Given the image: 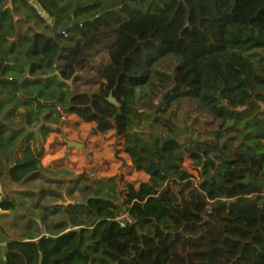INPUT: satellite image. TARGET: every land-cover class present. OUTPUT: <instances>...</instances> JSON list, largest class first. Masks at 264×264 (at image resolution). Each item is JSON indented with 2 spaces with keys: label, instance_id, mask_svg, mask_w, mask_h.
<instances>
[{
  "label": "trees",
  "instance_id": "1",
  "mask_svg": "<svg viewBox=\"0 0 264 264\" xmlns=\"http://www.w3.org/2000/svg\"><path fill=\"white\" fill-rule=\"evenodd\" d=\"M38 1L52 26L29 2L13 0L11 9L0 0V74L27 68L28 76L20 83L36 88L20 99L28 107L27 121H39L44 108L49 111L45 122L59 121L58 107L68 106L71 97L66 81L80 77L78 64L93 48L109 44L108 64L96 66L103 74L98 92L76 93L71 112L95 121L101 133L115 127L125 137L123 151L149 180L138 190L127 184L121 202L97 197L96 192L88 197L87 211L100 217L92 228L79 222L81 230L70 229L56 238L8 240L0 246V264H160L162 258L175 257L179 227L195 226L190 221L204 219L208 207L227 209L226 220L241 236L231 240V264H264V127L254 132L259 120L251 118L264 110L252 104L257 97L250 82L264 86V0ZM67 26L66 32L53 34L54 28ZM56 70L60 76L52 75ZM9 77L0 76V86L7 83L20 90L17 79ZM110 92L118 105L108 101ZM33 97L49 104H37ZM118 107L121 114L112 123ZM169 117L174 126L165 122ZM241 118L247 131L227 125ZM177 127H185L184 133L161 149L157 133L166 136ZM7 130L0 119V145ZM239 131L243 149L232 147L230 158L228 151L227 157L216 154L218 161L222 158L218 173L208 154L226 150L220 139ZM181 149L202 166L198 186L178 168L175 154ZM165 155L175 161L170 167L173 178L157 169ZM37 166L27 147L0 177L22 183ZM115 180L90 181L116 189ZM229 193L232 199L217 201ZM14 205L7 197L0 201L3 209ZM123 210L137 219L135 225L120 227L113 220Z\"/></svg>",
  "mask_w": 264,
  "mask_h": 264
},
{
  "label": "rangeland",
  "instance_id": "2",
  "mask_svg": "<svg viewBox=\"0 0 264 264\" xmlns=\"http://www.w3.org/2000/svg\"><path fill=\"white\" fill-rule=\"evenodd\" d=\"M5 2H7V0H5ZM108 47L109 44H99L96 48H93L89 52V57L84 58L78 64V71L85 76H88L90 71H93V73L96 74L92 75L94 76L93 78H96L95 82L102 78L103 74L97 71L96 66H98L100 63L103 65L108 64ZM18 57H20V54ZM26 71L27 68L25 67L23 72L19 73L18 71L12 70L8 72H2L0 76L4 79H7L9 76L16 78V85L18 84L21 86L18 87V89H20L18 91L22 94H25L24 92L26 91H34L36 89L35 84L24 83V85H21L20 81L25 80V78L28 76ZM85 76L83 79L79 78V80H77L78 86L74 89L75 93L76 91H83L82 83L89 82ZM250 82L253 84V87L255 86L253 91H255L254 94H256L257 97L252 98L254 99L252 100V104L259 107L260 110H264V86L262 87L260 83L258 85L255 84L252 79ZM92 83L93 81L91 84ZM140 93L144 94L146 93V90L142 89ZM7 99L8 100L5 99L4 101H9L10 104L12 103V105L15 107L20 105L21 100L15 95L10 96ZM234 117H238V114H235ZM254 117H256V120H259L252 128L255 132L258 129L264 127V114L258 116V114L252 113L251 118L254 119ZM233 121V119L228 120L227 125L235 124L237 125V128H242L244 131H247V128H245V118H241L239 121L234 123ZM241 135L242 134L240 131L239 133L236 132L235 134L227 133V137L225 136L220 139V146H223L221 148L226 147V150H213L208 154V156L213 160V168L216 169L218 173L222 170V158H219L218 161V158H216L215 155L221 154L222 156L227 157L228 151V158H230L233 156L232 151H230L232 150V147H236L237 150L240 149V151H242L243 146L240 145ZM232 136L233 138L228 140V138ZM9 137L10 132H7V134H5L3 137V141H7ZM262 142L264 143V139ZM8 146H10L9 152L12 153L15 147L12 143ZM175 157L178 161L177 164L179 170L188 172L192 176L195 185L198 186L202 180L199 172L200 168L202 169V166L199 165L196 160L192 159L189 155V152L185 149H181L180 151L176 152ZM18 160L19 159H15V157L11 154L8 162L14 164ZM208 170L210 173L209 176H212L213 170L210 168ZM81 175L83 177L86 176L85 172H82ZM224 175L225 174H222L223 178H225ZM67 179L62 182H57L58 184H52L51 182H46L41 178H33L31 180L24 181L21 184L22 187H18L16 184L12 196L15 201L13 212L0 215V219L2 218L0 222V246H4L5 243L11 239L10 236H14L18 239H22L24 237H33L41 233L43 229L49 232H59L62 229L70 226L72 223L79 222L88 226L94 218L93 215L87 211L85 206V202L88 197H92L93 193L96 192L95 194L97 197L113 200L114 202H121L123 200L122 195L124 194L126 196L125 192L128 191L127 185L125 183L122 185L123 190H118L117 186L116 189L113 188L112 185L114 184L109 185V187L106 184L108 188L104 189L105 183L100 181L91 182L89 179H82L81 181H78L77 179ZM216 179L219 180L218 177H216ZM262 179L263 177L261 176L259 180L262 181ZM52 187H55L58 191L59 189H63L62 195H60L58 191L56 192L51 190ZM73 188H76L79 191L77 195L72 194ZM53 195L55 197L61 196V198L64 200V203L66 197L68 198L72 195L74 199L81 201V203L84 205L80 206L78 203L75 206L71 205L69 201L70 199L68 198L67 204L50 207L48 201L53 197ZM227 198L232 199V194H227L223 200H227ZM83 199L84 201H82ZM217 212L218 211L214 208L211 209L208 207V209L203 212V215L205 216L204 219L190 221L195 223V226H180L179 229L181 235L179 236L180 241L177 244L175 257L169 260L162 258L160 264H231L233 261V253L232 249L230 248L231 240L240 238L241 236L233 232L232 223L226 220L227 209L218 213ZM193 223L192 225H194ZM65 232L66 231H62L55 236H59ZM202 233L204 236L201 235ZM41 236L42 234L38 238ZM205 236L211 238V240H214L212 241L213 245L215 246L213 249L210 248V244L207 242Z\"/></svg>",
  "mask_w": 264,
  "mask_h": 264
},
{
  "label": "crops",
  "instance_id": "3",
  "mask_svg": "<svg viewBox=\"0 0 264 264\" xmlns=\"http://www.w3.org/2000/svg\"><path fill=\"white\" fill-rule=\"evenodd\" d=\"M6 6L9 7V0H7ZM15 18H18V16H15ZM8 58V61L12 62L13 58L11 56H8ZM93 74L96 75L93 71H90L88 76L80 73L79 78L83 79L85 76L89 82L82 83L83 91H76V93L95 94L98 92L99 84L103 81V76L95 82L96 78H93ZM79 78L76 80L72 79V85L66 81L71 92H75L74 89L78 86L77 80ZM91 79L93 81L92 84ZM14 95L18 99L24 100L25 94L13 90L11 85L6 83L0 86V119L8 126V130L2 136L0 145V171L4 174L14 165L8 162L11 154L15 159H20L23 151L29 147L38 160V166L27 180L41 178L52 184H58L57 182L65 181L67 178L81 181L82 179L84 180L81 173L85 172V177L93 181L114 177L118 190H123L122 185L124 183L126 185L132 184L138 190L144 183L148 182L149 175L142 170H136L130 156L123 151L125 137L118 135L115 127L105 133H101L95 121H84L76 113L71 111L65 114L64 119H62L61 114L59 121L55 122L50 120L46 121V124H43L44 116L49 112L45 108L39 117V121L33 119L27 121V117L25 116L27 107L25 105L20 104L15 107L9 101H4ZM2 102L5 103L1 105ZM42 103L45 105L49 104L41 99L40 103L37 104ZM7 132H10V137L7 141H3V137ZM11 143L15 147L12 153L9 152L10 146H8ZM0 180H3L0 183L2 200L7 197L15 204L14 198L12 197L13 191L16 184L18 187H22L21 184L24 181L22 183H14L13 185L5 175L1 176ZM51 190L58 191L55 187H52ZM58 192L62 195L63 189H59ZM78 193L79 191L73 188L72 194L77 195ZM124 196L123 194L122 197L125 198ZM68 198L74 201L75 204L81 202L74 199L72 195ZM63 201L61 196L55 197L53 195L48 202L50 207H53L63 205ZM78 226L83 225L72 223L59 232H49L43 229L38 235L24 237L22 239L36 240L43 233L55 236L62 231L70 230L71 227ZM10 238L9 240L18 239L14 236H10Z\"/></svg>",
  "mask_w": 264,
  "mask_h": 264
},
{
  "label": "water",
  "instance_id": "4",
  "mask_svg": "<svg viewBox=\"0 0 264 264\" xmlns=\"http://www.w3.org/2000/svg\"><path fill=\"white\" fill-rule=\"evenodd\" d=\"M25 1L29 2V4L36 9V11L38 12V14H40L43 19L47 20L48 25H50V26L53 25V20L51 18H49L48 13L44 10V8L42 7V5L39 3L38 0H25ZM12 2H13V0H9V7L11 9H12ZM75 23L76 22H73V24H75ZM69 27L70 26L62 27V28H54L53 29V34H56L58 32L64 33V32H66V30ZM52 75L60 76V73L56 70ZM68 84L72 85V78L68 81ZM75 95H76V93L72 91L71 92V97L69 98V105L68 106H65V107H62V106H59L58 107V109L60 110V112H61L62 115H65L69 111H71V109H72L71 100H72V98L75 97ZM33 99L36 101V103H40V100L37 99L36 97H33ZM107 99H108V101L110 103H112L114 105H118L117 100L112 96V93L111 92L109 93V96L107 97ZM53 103H57V100H54ZM221 105H224V102H222ZM120 114H121V109H120V107H118L116 113L110 118V121L112 123H114L116 117L118 115H120ZM165 122L170 123L171 125L174 126V123L172 122V120H171L170 117L169 118H166L165 119ZM42 123L43 124H46L45 121H43ZM184 129H185V127H183V128L177 127L174 132H172V133H170L169 135H166V136H162L161 134L157 133V135L160 137V140H161L160 148L162 149L164 147L165 143H167L168 141L174 140V139L178 138L180 135H182L184 133ZM150 161H152V160L150 159ZM174 164H175V161L172 160L169 156L165 155L164 156V161L162 163H159L157 165V169L161 172L162 175H164V176H166L168 178H173L174 175H175V171L170 170V167H172ZM200 171H201V168H200ZM2 181L3 180H0V183ZM67 199L68 198L66 197L65 203L63 202V204H67V202H68ZM1 200H2V190L0 188V201ZM222 200H223V198H220L217 201H222ZM69 201H70V204L75 205V202L74 201H72V200H69ZM85 203H87V199H86V202ZM12 212H13V209H3V208L0 207V215L1 214H9V213H12ZM98 220H100V217L96 215L93 218L92 222L88 225V228H92L97 223ZM82 228H83V226H78V227H71L70 229L79 231ZM65 233H63V234H65ZM63 234H61V235H63ZM45 236H48V235L45 234V233H43L41 237H45ZM56 237H58V236H55V238Z\"/></svg>",
  "mask_w": 264,
  "mask_h": 264
},
{
  "label": "built area",
  "instance_id": "5",
  "mask_svg": "<svg viewBox=\"0 0 264 264\" xmlns=\"http://www.w3.org/2000/svg\"><path fill=\"white\" fill-rule=\"evenodd\" d=\"M11 79H12V77H9V80H11ZM64 118H65V115H62V119H64ZM113 220L115 222H117V224L120 227H126V226H130V225H135L137 223V219L134 218L129 213L128 210H124V211L120 212Z\"/></svg>",
  "mask_w": 264,
  "mask_h": 264
},
{
  "label": "flooded vegetation",
  "instance_id": "6",
  "mask_svg": "<svg viewBox=\"0 0 264 264\" xmlns=\"http://www.w3.org/2000/svg\"><path fill=\"white\" fill-rule=\"evenodd\" d=\"M174 165H175V164H174ZM174 165H173V166H174ZM201 235L204 236L203 233H202ZM205 237H206V236H205ZM206 240H207V242H209V244H210V248L213 249L215 246L213 245L211 238L206 237Z\"/></svg>",
  "mask_w": 264,
  "mask_h": 264
}]
</instances>
